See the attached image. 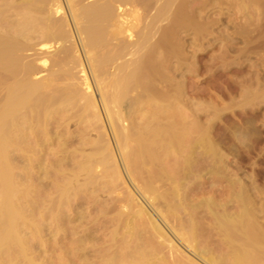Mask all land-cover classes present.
<instances>
[{
    "label": "bare ground",
    "instance_id": "1",
    "mask_svg": "<svg viewBox=\"0 0 264 264\" xmlns=\"http://www.w3.org/2000/svg\"><path fill=\"white\" fill-rule=\"evenodd\" d=\"M151 3L154 12L149 16L147 11ZM128 4L134 8L140 6L143 11L139 13L138 7L132 8L128 16L131 20L128 17L122 19L120 17L127 13L126 9L122 8L121 16L117 10ZM38 46L40 53L35 52ZM216 46L219 51L220 46L224 47L223 51L227 49L226 60L244 65L245 88L240 92L247 108L257 107L258 116L255 117L260 121V126L253 125L257 129L252 130L253 127L246 125L251 126L249 121L254 120L246 119L248 124L243 123L245 130L240 129L241 134L234 133L248 142H245L248 149V140L255 139L261 149L258 154L264 156V0H0V264H36V251L47 245L45 235H51L54 248L63 239H68L67 245L72 248L73 241L85 231L89 232L82 233L83 238L81 234V243L73 244H77V248L73 246L75 252L66 250L67 245H57L62 258L66 257L64 264H74V260L80 264L81 258L83 264L92 258L94 261L92 259L89 264H150L153 257L161 258L167 264L159 257L162 251L157 252L170 242L165 246L162 228L149 218L147 207H151L163 222L172 213L173 220L175 218L181 225L179 228L173 226L177 230H171L189 247L196 261L199 258L205 264H264V232L258 231L264 221L263 205L258 208L252 204V208H248L252 203L248 202L250 195L247 196L246 191L243 195L238 187L234 194L230 193L236 199L233 202L240 204L237 212L233 208L234 213L222 209L223 204L219 208L221 213L216 212L219 205L212 208L213 197V201H201L205 205L199 202L208 210L201 208L199 211L192 207H201L198 203L190 206V202H185L187 197L184 196L187 195L182 196L183 191L188 190L185 188L189 184L187 178L195 170L192 166L197 160L201 166L210 160L207 168L203 165L206 169L201 167L209 176L214 178L220 173L217 177L230 181L225 179L223 172L224 168L228 171L227 164L225 166L227 157H223L225 153L222 155L217 150H222L221 146L217 148V142L209 137L212 127L200 129L190 125L192 122L185 123L190 126L183 124L184 120L188 122L187 116L190 118L191 114L193 117L192 111L197 107L196 92L193 93L195 81L192 84L197 73V53ZM207 59L205 63L208 64L210 57ZM242 96L240 100H243ZM213 105L212 110L217 108ZM198 109L193 112L195 116L204 110ZM104 120L108 124L107 130ZM122 122L123 125L127 122L126 127L121 126ZM71 124L77 127L74 135L67 131ZM91 132L96 134L95 139L88 137ZM241 142L245 144L244 140ZM48 143L51 152L42 149ZM87 146L89 153L85 154L83 150ZM41 153L52 158L50 173L53 182L50 185L53 190L46 205L36 201L38 197L35 199L33 185L22 187L27 172L20 171L16 164L12 166L14 162H27L31 169L34 167L32 162L40 161ZM198 165L195 168L200 167ZM68 166L71 169L69 174L66 172ZM78 178H82L81 184ZM182 181L187 183L185 187ZM126 182L133 190L135 186L134 191L138 194H132ZM114 193L117 195L115 199L112 198ZM226 193L224 195L228 198ZM258 193L263 194L261 190ZM98 194L105 195L110 204ZM137 195L149 206L144 205L142 199L139 202L145 208L139 199L135 198L138 202L135 203ZM181 196L188 205H183ZM99 199H104L109 207L106 208L103 202L102 205ZM136 205V211H133ZM231 205L229 203V207ZM227 206L226 202L224 207ZM81 208L95 217L90 219L85 210L84 214L79 211ZM186 209L193 210L190 211L193 215L195 211V215L201 212L200 216L208 212L206 217H210L208 222L212 220L210 232L213 234L207 233V237L209 234L210 237H220L217 241L220 240L221 245L216 243L224 248L217 245L224 255L215 252L217 258L215 253L212 255L211 247L205 244L202 246L209 249L196 247V237L201 235L196 236V231H203L199 230V222L196 224L198 228L192 218L185 219V223L180 220L185 214L181 211ZM46 211L51 212V216L45 221ZM99 213L101 216H96ZM108 213L112 216L106 217ZM84 215L92 221L84 222L82 227ZM88 225L95 227L89 228ZM107 227L111 228L109 232ZM263 227L260 226L259 230L264 231ZM79 229L82 232L78 233ZM101 229L103 232L98 239L97 231L101 232ZM104 231L108 235L105 233L103 237ZM119 231H122L121 235ZM76 234L78 237L73 239ZM203 238L202 242L206 240ZM99 240L108 241V248L107 243L102 241L103 245ZM114 241L120 242L118 247L126 250L120 248L118 251V243ZM155 241V245L159 241L156 247L160 250L155 245L152 248ZM110 243L113 248L112 245L109 248ZM99 244L105 247L104 252ZM168 246V254L171 253L169 250L178 252ZM54 251L58 255L59 251ZM120 251L122 254L119 255ZM180 252L177 258L174 256L176 260L173 257V264L174 261L177 264H200L186 262L189 257L184 253L180 257L183 263L179 262Z\"/></svg>",
    "mask_w": 264,
    "mask_h": 264
},
{
    "label": "rangeland",
    "instance_id": "2",
    "mask_svg": "<svg viewBox=\"0 0 264 264\" xmlns=\"http://www.w3.org/2000/svg\"><path fill=\"white\" fill-rule=\"evenodd\" d=\"M151 7H150V9L147 11L149 14V16L150 15H152L153 14V10L154 9H152L153 7H154V4L153 3H151ZM128 6V7H127ZM127 6H125V7H121L120 9H118L117 10V13H119L120 14V16L121 15H123V12L124 11H122V8H123V10L124 9H126V11L125 12H127V13H124V15L123 16H121L120 18H122L123 19V17H124V19H128L129 17H130V13H129V11H131L132 10V8H134L132 5H127ZM127 7V8H126ZM130 7V8H129ZM136 7H138L139 8V13H141V10L143 11V9L142 8H140V6H136ZM136 7L134 8V9H136ZM137 8V9H138ZM127 9H129V10H127ZM122 12V13H121ZM129 16V17H128ZM128 17V18H127ZM121 20V19H120ZM128 20H131V18H129ZM131 23H133V22H131ZM199 44H201L200 42H199ZM200 46V45H199ZM219 46V45H218ZM218 46H216V47H214V48H211V49H207L206 51H204L203 49H202V51L201 50H199V52L197 53V58H198V60H197V73H196V77H194L191 81H192V84H193V82H194V84H193V88H194V90H193V93L194 92H196V93H194V96H195V98L197 99H195V101H196V103L198 104H196L195 103V106H197L196 107V109H198V106H200L201 104V108H202V110H203V112H201V111H199V109H201L200 107H199V109H198V111H199V113H195L196 115H198V116H195L194 115V113L193 112H195L196 111V109L194 110L193 109V111H192V114H193V117H191V111H190V118L192 119V118H194V121H192L190 118H189V116H187V120H188V122L187 121H183V124H184V126H190V125H192V126H198V127H200V129L202 128V129H205L206 127H212V129L210 130L211 132H212V134H210L209 135V137H211L210 139H212V141H215V142H217V143H215V144H219L218 146L217 145H215L217 148L218 147H220V149H222V150H225V151H223L222 152V150H219V148L217 149L218 151H220V153L223 155L224 153V155H223V157H227L226 159H225V162H227V163H225V166H226V164H227V170L228 171H226L225 170V168H224V170H223V172L226 174V176H225V174L223 173H221V175L222 176H225V179L226 180H230L231 181V183H229L230 181H224L223 180V178H221V176H219V177H217L218 175H220V173L217 175V176H215L214 175V178H213V176L211 177V176H209V174L207 173V171L206 170H203V169H206L207 168V164H209L210 165V160H209V162L208 163H206L205 161L203 162V164H202V166H201V164H199V160H197L195 163H196V165H200V167H198V168H195V166L196 165H193L192 166V169L194 170V171H192L193 173H195V174H193L192 173V178H191V176H189V178H187L188 179V181H187V183H189L188 185H187V183L184 181H182V183H183V187H185L186 185V187L185 188H187L188 187V190H186V192H184L185 190V188L183 189L184 191H183V193H182V191H181V193H182V196H184L185 194L187 195V196H184V197H187V199H185L184 197H182V199H183V205H188V204H186V203H191L190 204V206H192V204H199V206H201V207H198L197 205V207L195 206V205H193L192 207H195L196 209H198L199 211L201 210V208H205L206 210H207V208H206V206H202V205H200V203L199 202H201V201H203L204 202V200H206V199H208V200H211V201H213L214 202V204H213V207H212V205H211V207L212 208H214V206L215 205H219L218 207H217V209H218V211L217 210H215V209H213V210H215L216 212H218V213H221V211L219 212V208H222V209H227V210H230V211H227L228 213H234V210H233V208H235V210L236 209H238L239 207L237 206V205H240L237 201H234L233 202V200H236L233 196H232V194H230V193H235L236 192V190H239L238 188H240V189H242L241 190V192L243 191V193H244V191H246L247 192V196H249L250 198H248L249 200L251 199V201H249L248 200V202H252V203H249V206H250V204H251V206L249 207L248 206V208H252V204H255V206H253V207H258L259 208V206L261 207L262 205H263V207H262V209H263V211H264V203L263 204H261V205H259V203H261V202H263L264 201V199L262 200V197H264V182H263V180H264V178H263V175L264 174H260V172H264V156L262 155V154H258V149H260V145L258 144V142L256 141L255 142V139H250V140H248V141H250V142H254L253 144L252 143H250L249 142V146L251 147V150H250V147H249V149H248V147L246 146L247 144L245 143V142H247V141H245V139H242V138H240V134L242 133L241 132V130H242V128H243V130H245L244 129V127L246 128V126L247 127H253V128H251L252 130L253 129H255L256 127H254V126H260V121H258L257 119H259L258 117L256 118L255 116L257 115L258 116V114H257V107H255V105L251 108V107H246V105H245V102H244V97L242 96L243 95V93H241V92H243V90H244V88H245V86H244V84H245V76H244V74H245V71H243V70H245V67H243L244 65L243 64H241L240 62H231L230 60H226L225 58H226V56L224 55V54H226L228 51H227V49H224V51H223V49L222 48H224L223 46H222V48H221V46H220V51L219 50H217V49H219V47ZM38 49H41L40 48V46H38V47H36L35 48V52H41V50H38ZM221 49H222V51H221ZM208 50H210V51H208ZM225 51H227V52H225ZM48 52H51V49L48 51ZM207 52V53H206ZM221 54V56H220V54ZM229 53V52H228ZM205 54V55H204ZM206 54L207 55H210V56H206ZM213 54H214V56H213ZM222 55H224L225 57H222ZM207 57L209 58L210 57V59H209V61H208V64L207 63H205V62H207ZM213 58V59H212ZM217 58V59H216ZM224 58V59H223ZM206 60V61H205ZM211 61V62H210ZM229 61V62H228ZM231 62V63H230ZM209 65V67H207ZM206 67V68H205ZM208 70H209V72H208ZM244 72V73H243ZM45 73H43L42 75H44ZM195 79V80H194ZM244 81V82H243ZM243 84V85H242ZM186 85L188 86L189 85V82L187 81V83H186ZM196 85V86H195ZM242 85V86H241ZM243 87V88H242ZM243 89V90H242ZM204 90V91H203ZM241 91V92H240ZM241 96H242V99L243 100H240L241 99ZM207 99H209V100H207ZM238 101V102H237ZM200 104H199V103ZM243 102V103H242ZM206 103V104H205ZM204 104H205V108H204ZM213 105V106H216L217 108L215 109H213L212 110V106L211 105ZM243 104L245 105L244 106V109L245 110H243ZM233 105V106H232ZM194 106V107H195ZM207 106V107H206ZM210 107H212V108H210ZM211 110V111H210ZM215 110V111H214ZM223 110V111H222ZM197 111V112H198ZM99 114H100V116H101V118H102V114L100 113V111H99ZM188 114V115H189ZM187 114H185V116H186ZM215 115V116H214ZM135 117V116H134ZM195 117H198V118H196L195 119ZM185 118V117H184ZM249 118V119H248ZM209 119V120H208ZM246 119L247 120H254V122L253 121H249V122H251V123H249V125L251 124V126H248V125H246L245 123H247L248 121H246ZM256 119V120H255ZM198 120V121H197ZM190 122H192V123H190ZM193 122L194 123H196V124H193ZM253 122V123H252ZM185 123H190V125L188 124V125H186ZM204 123V124H203ZM246 125H244V124ZM257 123H258V125H257ZM104 124H105V128H106V130H107V128H108V124L105 122V120H104ZM122 125V127H126V124H127V122H124V124L125 125H123V122L121 123ZM248 124V123H247ZM254 125V126H253ZM243 126V127H242ZM204 127V128H203ZM208 127V128H209ZM75 128V129H74ZM77 127L76 126H73V124H71L70 126H68V128H67V131H68V133H75V131L77 130L76 129ZM207 128V129H208ZM259 128V127H258ZM72 129H73V131H72ZM227 129V130H226ZM241 129V130H240ZM257 129V128H256ZM255 129V130H256ZM236 130V131H235ZM237 130H239V131H237ZM210 132V133H211ZM234 132H239L240 134L238 135L237 133L235 134L237 137H239V140L236 138L235 139V135L233 134ZM218 133V134H217ZM72 135H74V134H72ZM95 133H93V132H91L90 134H89V136L88 137H90V139H95L96 137H95ZM232 136H234V137H232ZM214 138V139H213ZM240 140H244V143L245 144H243L242 142V145H241V143H240ZM231 143H230V142ZM248 143V142H247ZM252 145V146H251ZM245 146H246V148H245ZM54 147V146H53ZM71 146H69V148H70ZM87 147H88V149H87ZM87 147H85L84 148V150H83V152L86 154V153H89L88 151H89V146H87ZM45 148V149H44ZM54 148H56V147H54ZM45 152L46 151H49V152H51L50 150H51V145L48 143V144H45L44 145V147L42 148ZM53 149V148H52ZM71 150H72V148H70ZM247 149L250 151V153H248L249 151H247ZM67 150H68V148H67ZM70 150V151H71ZM237 150V151H236ZM261 150V149H260ZM44 153V152H43ZM43 153H41L42 155V157H41V159H40V161L39 162H32L31 163V165H33L34 167H32L31 165V169H29V163L27 164V162H22L21 164L20 163H12V166L14 165V164H16L15 166H17V168H19V170L20 169H22V171L24 172V173H26L27 175L25 176V178H23V182H21V185H22V187L24 188V185L25 186H34L35 188V191H34V193H35V199L38 197V200L36 199V201L38 202H41V203H43L44 205H46L47 204V202H49V200H50V198L51 197H49V196H51V191L53 190H51V182H53L52 181V179H51V161L52 160H50V159H52V158H50L51 157V153L49 154L50 156H48V154H46V156H44V154ZM260 153H262V152H260ZM227 154V156H225ZM235 155V156H234ZM262 155V156H261ZM261 156V157H260ZM53 157H55V156H53ZM48 160H47V159ZM260 158H261V160L263 159V161H261L260 160ZM55 159H57L56 157H55ZM236 159V160H235ZM48 161V162H47ZM201 161V160H200ZM203 161V160H202ZM208 161V160H207ZM44 162V163H43ZM56 163H58L59 162V160H58V162L57 161H55ZM237 162V163H236ZM261 162H263L262 164H261ZM48 163V164H47ZM43 164V165H42ZM206 165V168H203V165ZM42 165V166H41ZM46 165H47V167H46ZM204 165V166H205ZM261 165L263 166V167H261ZM45 166V167H44ZM50 166V167H49ZM36 167V168H35ZM194 167V168H193ZM201 167L203 168V169H201ZM40 168V169H39ZM44 168V169H43ZM48 169V170H47ZM202 171H201V170ZM263 169V170H262ZM32 172H31V171ZM42 170H44V171H42ZM69 170H71L70 169V167L68 166V169L66 170V172L69 174ZM238 170V171H237ZM21 171V170H20ZM34 171V172H33ZM48 173H47V172ZM196 171V172H195ZM205 171V172H204ZM231 171V172H230ZM202 172V173H201ZM229 174V176H230V178L228 177L227 178V173ZM50 173V174H49ZM66 173V174H67ZM203 173H207V174H204L203 175ZM235 173V174H234ZM237 173V174H236ZM37 174V175H36ZM67 174V175H68ZM254 174V175H253ZM256 175V176H255ZM260 175V176H259ZM262 175V176H261ZM36 176V177H35ZM198 176H200V177H198ZM236 176V177H235ZM253 176V177H252ZM34 177V178H33ZM80 177H82L81 175H80ZM248 177V178H247ZM36 178V179H35ZM83 178V177H82ZM82 178H78L77 180L80 182V184L82 183ZM244 178V179H243ZM262 178V179H261ZM204 180H206V181H204ZM218 180V181H217ZM220 180V181H219ZM253 180V181H252ZM262 182H261V181ZM233 181V182H232ZM236 183H235V182ZM35 182V183H34ZM253 182V183H252ZM24 183V184H23ZM127 183V182H126ZM186 183V184H185ZM225 183V184H224ZM232 184L231 186H233L232 188H230L231 186L229 185V184ZM238 183V184H237ZM261 183L263 184V185H261ZM128 184V183H127ZM228 185V186H227ZM240 185H241V187H240ZM258 185V186H257ZM259 185H261V186H259ZM45 187V188H42V187ZM47 186V187H46ZM48 186H50V187H48ZM221 186H223V187H221ZM19 187H21L20 185H19ZM22 187H21V189H22ZM127 187L129 188V191L131 190L132 192V194H134V192L136 191V189H135V186L133 187L134 188V190L132 189V187H131V185L130 184H128L127 185ZM228 187V188H227ZM238 187V188H237ZM48 188V189H47ZM226 188V189H225ZM230 188V189H229ZM233 188H235V189H233ZM257 190H259V191H257ZM47 189V190H46ZM232 189V190H231ZM244 189H246V190H244ZM260 190H261V192L263 193V194H260V193H258V192H260ZM162 191V189H160V192ZM231 191V192H230ZM198 192V193H197ZM220 192V193H219ZM226 192H228V198L225 196V195H227V193ZM99 193V192H98ZM116 193H118V192H116ZM116 193H114L113 195H112V198H114V197H117V195L116 196H114ZM136 193L137 192H135V195H136ZM185 193V194H184ZM207 193V194H206ZM226 193V194H225ZM233 193V194H234ZM99 194H101V192L99 193ZM98 194V195H99ZM131 194V195H132ZM138 194V193H137ZM184 194V195H183ZM213 194V195H212ZM218 196H217V195ZM221 194V195H220ZM225 194V195H224ZM261 195V197H258L259 195ZM199 195V196H198ZM243 195H246L245 193L243 194ZM263 195V196H262ZM101 195H99L98 197L99 198H104L105 199V202H107L108 203V201H106V199H107V197L105 196V195H103L102 194V196L100 197ZM134 196V195H133ZM140 196V195H139ZM138 195L137 196H135L134 197V202L136 201L135 200V198L138 200V202L139 201H141V199H142V201H144L143 200V198H141V197H139ZM217 196V197H216ZM225 196V197H224ZM48 197V198H47ZM192 197V198H191ZM202 197V198H201ZM212 197L214 198L213 200H212ZM230 197H232V199H231V201H230ZM246 197V196H245ZM112 198H110V199H112ZM211 198V199H210ZM247 198V197H246ZM253 198V199H252ZM104 199L101 201L100 199V201H101V204L102 205H104L103 203H105L104 202ZM110 199H108L109 200V202H110ZM115 199V198H114ZM184 199H185V204H184ZM193 199V200H192ZM220 199V200H219ZM189 200V201H188ZM192 200V201H191ZM230 202H229V201ZM141 201V202H142ZM219 201V202H218ZM224 201H226L227 202V207H224L225 205H226V202H224ZM103 202V203H102ZM137 201L135 202V203H138ZM206 202V201H205ZM212 202V203H213ZM216 202H218V203H216ZM222 202V203H221ZM230 203V205H231V203H233L230 207H229V203ZM107 203H105V205L104 206H106V208H107V206L110 204V203H108V205H106ZM140 203V202H139ZM142 203H144V205H145V203L148 205V203L146 202V201H144V202H142ZM238 203V204H237ZM42 204V205H43ZM141 204V203H140ZM201 204H203L202 202H201ZM223 204V205H222ZM225 204V205H224ZM138 206H140L139 204H137ZM137 205H136V207H133V209H135V210H133V211H136V208H137ZM147 205H146V207H147ZM203 205H205V203L203 204ZM220 205H222V207L220 206ZM234 205V206H233ZM257 205V206H256ZM39 206H40V203H39ZM84 206V205H83ZM82 206V208H84ZM141 206L143 207V205L141 204ZM149 206V205H148ZM233 206V207H232ZM109 207V206H108ZM116 207H119V205L118 206H116ZM216 207V206H215ZM80 209L79 211L80 212H82L83 214L86 212V215H88V216H90L91 218L90 219H93L94 217H95V215L93 214V213H90L89 214V212L87 213V211L88 210H85L86 209V207H85V212H84V210L83 209ZM143 208H145V207H143ZM148 208V209H147ZM147 208H145L146 210V212H148L149 214H150V216L151 217H149L151 220H155V222H156V224L158 225V227L159 228H162L161 230H162V233H164V235H165V238L166 239H164V242H165V240H166V243H164L165 244V246H166V244H168L169 242H170V244H168V245H171L170 247H172V249L174 248V250H178V252L179 251H181L180 253H179V255L181 254V256H178L179 258L180 257H182V253H184L185 255H187V257H189V261H186V260H188L187 258H186V262H190V263H193L192 261H194V263L196 262V263H203V264H205L204 262H200V259H199V261H198V259H197V261H196V258H194L193 256H191L192 254H190V249H189V247L187 248V246H185V244L184 243H182V241H180V239H179V237H177L174 233H175V231L173 232L172 230L174 229H176V228H173V226L174 227H177L178 226V228H179V225H181V223L179 224V223H177V220L174 218V220L176 221V222H174V220H173V215H172V213H169V214H171L170 216H168V217H171L170 219L172 220H170V221H168V223H167V220H168V217H167V220H165V222H163L162 220H160V218L155 214V212H154V210L153 209H151V207H147ZM195 208H193V209H195ZM39 210H40V208H38ZM151 209V210H150ZM205 209H203V213H205L204 212V210ZM39 210H37V211H39ZM82 210V211H81ZM187 210V209H186ZM42 211V210H41ZM190 211H193V210H190ZM189 210H187V211H181V214L182 213H185V214H183V217H182V215L181 216H179V217H182L180 220H182V221H184V223L186 222L185 221V219H191L192 218V220L195 222V225L199 222V226H200V229L199 230H202L203 232H199V231H196V236H198L199 234H201L200 235V237L198 238V237H196V247L197 248H199V246H201L200 248H205V246H202L203 244H205L206 246H210L211 247V249L210 250H212L211 251V253H212V255H214V253L216 252L217 254L220 252V254H222V255H224L223 254V250H221V246H219L217 243H219L220 244V240L219 241H217L218 240V238H220V237H210V234L212 233V232H210V228H212L211 226V222H212V220H211V222H208V221H210V217H206V215H207V213L208 212H206L205 213V216H204V214H202V216H204V217H202V216H200V214H201V212H199L198 214L199 215H195V214H197V211H195L196 213L193 215V212H190ZM208 211V210H207ZM154 212V213H153ZM188 212H190V213H188ZM235 212H237V210L235 211ZM101 213V212H100ZM100 213H99V215H97L96 214V216H101L100 215ZM110 213V212H109ZM108 213V214H109ZM147 213V214H148ZM111 214L113 215V212H111ZM111 214H109V215H106V217H108V216H112ZM148 214V215H149ZM51 216V212H47L46 211V213H45V221ZM86 215H84L85 216V218H84V221H83V224L81 225L82 227H84L83 225H84V222H91L90 221V219H89V217L88 216H86ZM94 215V216H93ZM156 215V216H155ZM184 215H185V217L186 218H184ZM196 216V217H195ZM207 216H209V215H207ZM202 217V218H201ZM262 217H264V216H262ZM198 218V219H197ZM208 219V220H205V219ZM260 218V217H259ZM100 219V221H101V223H102V220L101 219H103V218H99ZM260 219H263V218H260ZM260 219H258L257 218V221L259 220V222L258 223H261L260 222ZM106 220H108V219H106ZM153 220V221H154ZM199 220V221H198ZM264 220V219H263ZM99 221V222H100ZM105 221V220H104ZM181 221V222H182ZM256 221V222H257ZM262 221V220H261ZM87 222V223H88ZM179 222V221H178ZM203 222V223H202ZM264 222V221H263ZM261 223L262 225H260V224H258V223H256L257 225H260V226H263L264 225V223ZM76 223V222H75ZM74 223V224H75ZM95 223V222H94ZM97 223H98V221H97ZM178 225H177V224ZM184 223H183V225H184ZM205 223V224H204ZM209 225H208V224ZM96 224V223H95ZM98 224H100V223H98ZM202 224V225H201ZM204 224V225H203ZM213 224V223H212ZM85 225H86V223H85ZM97 225V224H96ZM198 225V224H197ZM196 225V226H197ZM91 226H93V225H91ZM90 225H88V227L90 228L91 227ZM201 226H202V228H204V229H206L207 230V232H206V230H205V232H204V229H202L201 228ZM203 226H206V227H208V228H206V227H203ZM260 226H258V231L261 233V232H264L263 230L261 231V230H259L260 229ZM93 227H95V226H93ZM92 227V228H93ZM198 227V226H197ZM257 227V226H256ZM199 228V227H198ZM198 228H196L197 230H198ZM264 228V227H263ZM82 231L85 229V228H80ZM79 229V232L78 233H80V232H82L81 230ZM107 229H109L108 231L107 230H105V231H107V232H109L110 230H111V228L110 227H107ZM172 229V230H171ZM262 229V228H261ZM177 230V229H176ZM209 230V231H208ZM101 232H98L97 231V233H98V239H100V234L103 232V230L101 229L100 230ZM104 231V234H103V237H104V235H105V232ZM89 231H85V233H88ZM122 232V231H121ZM121 232L119 231V234L121 235ZM178 232H180V231H178ZM82 233H84V232H82ZM82 233H80V235H79V238H80V236H81V234ZM84 233V234H85ZM96 232H94V235H95V240L97 239V235L95 234ZM207 233H210L209 234V237H207L208 236V234ZM84 234H82V238H83V235ZM206 234V235H205ZM213 234V233H212ZM263 234V233H262ZM77 235V234H76ZM75 235V237L74 236H72L73 237V239H76L77 237H78V235L76 236ZM106 235H108L107 233H106ZM215 235V234H214ZM119 236V235H118ZM202 236H204V238L202 237ZM217 236V235H216ZM72 237H71V239H72ZM79 238H77L78 240H79ZM118 238V237H117ZM201 238V240H198V239H200ZM202 238L203 239H206V240H203V242H202ZM214 238V239H213ZM52 237H51V235L49 234V235H45V237H44V241L46 242V246H44V247H41L39 250H37L36 252V264H64L65 263V259H66V257L64 256V259L62 258V256H63V254H61V251H60V249H58L61 245L63 246V245H67V243H69V240L68 239H63V240H61L62 242H59L57 245L59 246H55V248L53 247V245L51 246V244H52ZM72 239V240H73ZM74 240L73 241V244H74V242H77V243H81L80 242V240L78 241V240ZM81 239V238H80ZM101 239H102V236H101ZM105 240H106V236H105V238H104ZM68 240V241H67ZM105 240H99V243H102V241L105 243ZM116 240V239H115ZM118 240H119V238H118ZM117 240V241H118ZM127 240H129V239H127ZM207 240H211L210 242H208ZM97 241V243H98V240H96ZM130 241V240H129ZM128 241V242H129ZM205 241H207V243L208 244H210V245H208ZM108 242V241H107ZM106 242V243H107ZM114 242H116V241H114ZM113 242V243H114ZM217 242V243H216ZM84 243H86V242H84ZM105 243V244H106ZM116 243H118V245H117V247L118 246H121V243L120 242H116ZM155 243H156V241L152 244L153 246H152V248L154 247V245H155ZM159 243V241H157V244ZM198 243V244H197ZM200 243V244H199ZM72 244V248H70L71 246H69V245H67V246H69V247H67V246H65L64 248L62 247L61 248V250L62 249H65L66 247H67V249L66 250H69L70 249V251H72V249H73V251L71 252V253H73V252H75L74 251V249L75 248H77L76 247V243H75V245H73ZM103 244V243H102ZM102 244L100 245L101 247H102ZM105 244H103V245H105ZM120 244V245H119ZM156 244V245H157ZM161 244H163L162 242H161ZM161 244H160V246H161ZM71 245V244H70ZM79 245V244H78ZM86 245H90V244H87L86 243ZM107 245V248H108V243L106 244ZM112 244L110 243V245H109V248H110V246H111ZM115 245V244H114ZM156 245H155V247H156ZM159 245V244H158ZM157 245V246H158ZM167 245V247L166 248H164V245L162 246L163 247V250H160L159 248L160 247H156L158 250H160V252H157V253H161V251H162V253L161 254H159V257H162V258H164V260L165 261H167L166 263L167 264H169V262H170V264H173L172 263V261L174 260V258L176 257L177 258V255H178V252L177 251H171V250H169V252H171L170 254H168V246ZM198 245V246H197ZM212 245H215V247H213ZM219 247H221V248H218V246ZM221 245V244H220ZM73 246H75V248L73 247ZM85 246V245H84ZM130 246H132V240H131V242H130ZM46 247V248H45ZM86 247V246H85ZM90 246H87L86 247V249H88ZM112 248H113V245L111 246ZM162 247H161V249H162ZM205 248V249H209V248ZM217 247V248H216ZM107 248H106V250H107ZM115 248H116V246H115ZM119 249H118V251L120 250V248L121 247H118ZM151 250H152V248L151 247H149ZM199 248V249H200ZM90 249V248H89ZM101 249V251H102V249H103V252L105 251L104 249H105V247L103 246L102 248H100ZM148 249V248H147ZM149 249V250H150ZM154 249V248H153ZM166 249V250H165ZM189 249V250H188ZM222 249H224V248H222ZM51 250H53V251H51ZM54 250H58L59 252H58V255H57V252L56 251H54ZM113 250H116V249H113ZM121 250L122 251H125L124 250V248L122 247L121 248ZM39 251H40V253H39ZM117 251V250H116ZM115 251V252H116ZM122 251H120L121 253H118L119 255L120 254H122ZM209 251V250H208ZM214 251V252H213ZM219 251V252H218ZM225 251L226 250H224V253H225ZM54 252V253H53ZM102 252V253H103ZM172 252H176L175 254H173ZM210 252V251H209ZM125 253V252H124ZM166 255H165V254ZM215 253V256L217 255ZM60 254V255H59ZM156 255V254H155ZM154 255V256H155ZM169 255H171V256H169ZM176 255V256H175ZM183 256L184 257V259H185V257L186 256ZM194 255V254H193ZM219 255V254H218ZM216 256L217 258L219 257V256ZM51 256H53L52 258H51ZM55 256V257H54ZM59 256V257H58ZM164 256H166V258L164 257ZM175 256V257H174ZM174 257V258H173ZM61 258V259H60ZM87 258H91V256L89 257V256H87ZM154 258V257H153ZM153 258H151L150 260H149V263L151 264V263H157V264H161L160 262H163V261H161V260H163V259H161V258H159V259H153ZM155 258H158V254L155 256ZM169 258V259H168ZM176 258H175V260H176ZM178 258V259H179ZM57 259V260H56ZM82 259V258H81ZM80 259V260H81ZM93 259V258H92ZM92 259L90 260V259H87V263L86 264H89V263H91V261H92ZM168 259V260H167ZM192 259V260H191ZM59 260H60V262H59ZM79 260V263L81 262L82 264H83V261H80ZM159 260V261H158ZM58 261V262H57ZM93 261H94V259H93ZM179 261V260H178ZM181 261H184L182 258H180V261L179 262H181ZM74 262V264L76 263V264H78V260H76V262H75V260L73 261ZM176 262V263H175ZM80 263V264H81ZM181 263H183V262H181ZM162 264H165L164 262L162 263ZM174 264H177V261H174Z\"/></svg>",
    "mask_w": 264,
    "mask_h": 264
}]
</instances>
